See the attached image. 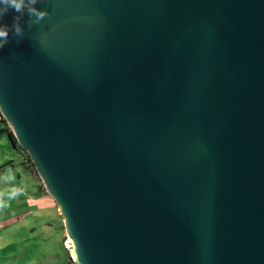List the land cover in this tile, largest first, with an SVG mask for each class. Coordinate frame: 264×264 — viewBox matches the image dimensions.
<instances>
[{"label":"water","instance_id":"obj_1","mask_svg":"<svg viewBox=\"0 0 264 264\" xmlns=\"http://www.w3.org/2000/svg\"><path fill=\"white\" fill-rule=\"evenodd\" d=\"M35 6L0 112L75 263L264 264V0Z\"/></svg>","mask_w":264,"mask_h":264},{"label":"rangeland","instance_id":"obj_2","mask_svg":"<svg viewBox=\"0 0 264 264\" xmlns=\"http://www.w3.org/2000/svg\"><path fill=\"white\" fill-rule=\"evenodd\" d=\"M11 159L13 163L0 167V193H3L0 197L3 200V206H0V264H70L67 262V253L70 260L74 261L72 246L65 228L62 231L59 227L63 217L53 198L46 200L55 203L56 212L46 207L30 210V203L27 205L24 202L30 198L25 196L23 199V195H27L26 190L10 198V189H21V184L15 180L17 173H20L21 178L25 176L7 136L2 135L0 165ZM25 181L29 184L26 177ZM61 241L68 249L67 253Z\"/></svg>","mask_w":264,"mask_h":264},{"label":"trees","instance_id":"obj_3","mask_svg":"<svg viewBox=\"0 0 264 264\" xmlns=\"http://www.w3.org/2000/svg\"><path fill=\"white\" fill-rule=\"evenodd\" d=\"M2 135L7 136L10 142L11 148L14 150V153L17 155V158H19V165L21 166V171L22 173H24V176L27 178L29 182V184L26 183L25 177L21 178L20 173H17V175L15 176V180L17 179V182L21 184L20 185L21 190L22 191L26 190L25 192L27 193V195H23V199L25 198V196L30 198L28 201H24L25 204L29 205L30 203L29 205L30 210L46 207V208H51L55 210L56 212V208H55L56 206L54 205L55 203H50L49 201L47 202L48 199H52V196H50L48 192L46 191L45 187H43V182L37 172V169L31 157L29 156L28 152L18 144L15 135L9 128L5 118L0 112V137ZM9 162L13 163L14 160L11 159L10 161L0 165V167L5 166ZM30 188L32 189L29 190ZM63 226H64V223L62 222V220H60L59 227L62 231L64 228ZM61 246L67 253L68 249L64 246L62 241H61ZM67 260H69L67 262H70V264H76L74 261L70 260L68 253H67Z\"/></svg>","mask_w":264,"mask_h":264},{"label":"clouds","instance_id":"obj_4","mask_svg":"<svg viewBox=\"0 0 264 264\" xmlns=\"http://www.w3.org/2000/svg\"><path fill=\"white\" fill-rule=\"evenodd\" d=\"M39 0H0V22L3 21L4 17L8 14L9 10L14 11L17 15L14 16L12 25H7L0 23V49H3L6 44L9 43V36L12 33L15 36H22L23 29L21 21L25 14L29 18L35 17L32 23H38L40 19L48 15L46 11L39 10L35 5ZM4 179H9V177H4ZM21 189L13 188L9 190L10 198L21 193ZM3 193H0V197ZM0 206H3V200L0 199Z\"/></svg>","mask_w":264,"mask_h":264},{"label":"bare ground","instance_id":"obj_5","mask_svg":"<svg viewBox=\"0 0 264 264\" xmlns=\"http://www.w3.org/2000/svg\"><path fill=\"white\" fill-rule=\"evenodd\" d=\"M68 240H69V243L71 244V246H72V241H71V239H70V237L68 236ZM72 251H73V248H72ZM73 254H74V251H73ZM73 258H75V256L73 257Z\"/></svg>","mask_w":264,"mask_h":264}]
</instances>
